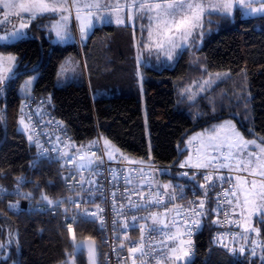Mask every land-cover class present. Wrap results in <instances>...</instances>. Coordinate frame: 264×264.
I'll list each match as a JSON object with an SVG mask.
<instances>
[{
    "label": "trees",
    "instance_id": "16d2710c",
    "mask_svg": "<svg viewBox=\"0 0 264 264\" xmlns=\"http://www.w3.org/2000/svg\"><path fill=\"white\" fill-rule=\"evenodd\" d=\"M53 19L39 16L30 23L28 37L0 43V53L17 59L16 75L0 88V183L6 188L23 179L22 189L33 200L64 195L55 164L39 162L30 168L36 146L18 130L20 104L25 98H44L76 145L94 144L99 134L118 154L159 165L179 164L189 135L229 118L246 139L264 143V15L244 17L239 8L226 18L208 15L200 47L182 51L171 68L141 66L142 89L130 76L129 64L106 55L109 48L121 53L123 62L125 59L122 39L113 37L108 48L100 39L101 30L117 32L114 26L95 28L84 45H58L52 43L46 27ZM70 55L90 62L88 80L56 87L58 69ZM214 72L229 75L194 101L183 94L194 80ZM32 74L37 78L31 97H24L20 86ZM11 200V195L0 199V264H64L74 244L82 240L96 243L101 264L105 250L97 225L81 222L70 233L48 214L14 212ZM213 209L209 199L205 215L199 219L196 251L187 264H261L256 256L236 259L212 243ZM256 226L264 246V217ZM7 233L16 234V241L5 256L2 245ZM75 263L86 264L85 253Z\"/></svg>",
    "mask_w": 264,
    "mask_h": 264
},
{
    "label": "built area",
    "instance_id": "2783aa9c",
    "mask_svg": "<svg viewBox=\"0 0 264 264\" xmlns=\"http://www.w3.org/2000/svg\"><path fill=\"white\" fill-rule=\"evenodd\" d=\"M4 17L0 12V21ZM13 22L9 18L7 24L0 23V31L11 27ZM22 108V117L32 135L31 142L36 146L30 168L32 170L39 162L55 164L64 195L47 197L48 200L61 201L58 205L48 204L47 200L30 198L22 189L23 179L10 189L0 183V199L11 195L10 205L16 207L10 209L14 212L48 214L57 218L66 230L70 227L73 230L81 222L97 225L105 250L101 264H141L142 260L143 264H176L170 252L177 239L188 243L192 256L196 251L195 238L201 228V216L193 215L191 209L195 207L199 210L200 202L205 204L210 199L214 208L212 243L224 247L236 259L257 249L244 234L241 206L239 209L235 206L238 179L245 174L233 168L231 158L223 159L229 155L228 150H212L208 166L200 169L181 168L180 164L159 165L150 160L131 159L109 149L105 152L103 138L99 134L94 144L76 145L44 98H25L20 104V110ZM190 152L196 154L197 143L191 144ZM109 156L113 158L109 159ZM97 157L102 158V164L98 163ZM89 159L93 160V166L80 167ZM221 164L227 166L221 167ZM141 168L144 169L143 177L139 172ZM184 172H188L189 176L181 175ZM193 173L196 174L195 180L190 178ZM204 175H211V182L205 181ZM165 184L172 187L165 190ZM201 184L206 187L201 188ZM17 189L21 195L16 194ZM89 192L94 195H89ZM113 193L116 211L113 210ZM158 196L163 203L139 209L130 206L131 203L154 201ZM97 206L103 212L94 218L91 213L97 211ZM133 215L138 217L136 221L132 220ZM154 216L156 224H153ZM126 224L128 227H125ZM144 224L158 227L161 232L145 233L142 239L140 226ZM165 233L175 239L168 240ZM150 235L157 239H149ZM161 239L169 247L158 243ZM129 247L143 248L146 255L142 257L140 252L130 253ZM153 248L156 251L153 252Z\"/></svg>",
    "mask_w": 264,
    "mask_h": 264
},
{
    "label": "rangeland",
    "instance_id": "374dc122",
    "mask_svg": "<svg viewBox=\"0 0 264 264\" xmlns=\"http://www.w3.org/2000/svg\"><path fill=\"white\" fill-rule=\"evenodd\" d=\"M111 2L113 4L118 3L120 6H123L125 4H129L130 0H111ZM252 7L259 8L260 4L253 3ZM236 8H239L241 10L242 15L244 17H254L259 15H264V13H258L255 15L248 14L246 10L241 9L239 3L236 2V0H233L232 13ZM93 11H95V9H93ZM102 11L103 12L111 11L112 15L108 17V22H104L103 20L97 21L93 19V27L90 30V33H92L94 29L97 27H103L108 25H112L116 27L117 32L115 33H112L111 31L104 29L100 31L99 35H101L100 39L101 41H104L105 46L107 48L112 45L113 37L116 36L115 38L116 40L118 39L123 40L124 48L122 52L124 53L125 56L124 62L119 57L121 53H114L113 51H110L109 48H108L109 54L106 53V55L109 56V59L112 61L120 60L123 65L129 64V67L131 68L130 76L134 81H136V84L140 86V89H142V85L140 81L142 65L146 67H152L158 70H161L164 67L171 68L174 66L178 56L182 51L186 49H190L192 47H200L202 45V37L200 35V29L198 28L195 33V37H196L195 43L186 47L183 50H178V53L173 54V59L169 60L167 59V56L169 54V50L167 48L163 51L157 50L156 47V41L158 39L157 28L155 24L150 25L149 20L147 19L146 16L143 18H136L134 20L128 19V14L130 9L125 8L123 13H119L124 16V21L122 23H117L115 19V15L117 14V9L114 8L111 10H102ZM83 15L85 14L82 13V17ZM9 18L11 17L9 16ZM12 19L14 20L13 22L14 25L8 27L5 30L0 31V36L6 35L11 31L19 29L21 23H28L30 25V23L32 22V21L29 22L27 17H23V19H21L20 17L17 18L12 17ZM56 19H59V17L58 16L55 17L50 23H52V25L55 24ZM68 30L70 31L71 39H68L65 42H58L55 30H51L53 35L51 39L52 43L58 45H65L69 43H74L77 40L76 43L81 45L80 44L81 41L83 42V44L87 42V35L83 39H81L80 22L75 19L74 9L72 10V16L70 19V23L68 25ZM25 31L27 33V29H25ZM150 32H151V36H150ZM26 37H28V33ZM78 39L80 40V42ZM19 40H15V41L9 40L7 42H0V43L10 44ZM89 53L91 54L92 52L89 51ZM0 56L6 58L11 55H4L0 53ZM13 64H15L16 67V63L13 61H8L5 59V61L3 62L5 68L12 66ZM88 67L90 70V62L86 60L85 63L83 57L78 58L73 55L68 56L62 62V64L58 69V73L55 80L56 87H62L70 82H78L81 81L82 79H85L87 81L90 73L88 72L89 71ZM228 75H229L228 72H214L207 74L202 78L194 80L193 83L186 88L183 94L187 96L190 101H194L197 97L202 95L205 92V90L210 89L211 87L216 85L220 80L226 78ZM33 77H35L34 80ZM36 78H37V74H32L22 82L19 90V93L22 96L27 97L32 94V87ZM29 80H32L31 89L29 93H25L22 89L25 86V82ZM95 95L96 94H94V96ZM141 100H142L143 115L145 118L146 115H145V105L143 101V96ZM22 118L23 117L20 116L18 120V130L22 132L28 138V140H30L29 135H31V133L29 131L28 125L25 122V120L23 123H21ZM228 121H231V124L235 126L234 129L231 126L226 125V122ZM237 132L240 134L239 137L235 135V133ZM240 137H243V141L254 140L256 141V145H248L246 149H243L241 151L244 160L243 167H237V165L240 163L238 157L231 158L233 162V168L245 174L244 176L238 179L237 190L235 192V206L237 209H239V205L241 206V212L243 216L242 218L244 221V230L249 233L251 232V234L253 235L252 241L254 242V246L255 247L257 246V249L254 250L255 252L253 251L254 256H256L258 260H260L261 264H264V246L261 243V239L259 237V228L258 226H256V221L264 217V215H262V213H264V176L260 175L261 171H264V153H262L260 150L261 147H264V143H261L256 139H246L236 127L235 121L229 118L217 122L204 130H200L189 135L185 140L184 146L181 148V151L184 152V156L179 164L187 162L188 167L194 166L197 163L207 164L206 161L204 163V156L206 157L209 156L212 150L226 149L229 152L235 151V148H230L229 145L235 144L237 142L243 143V141L240 140ZM192 143H197V152L195 155H193L190 152V146ZM109 145L110 146L108 147V149L111 150V152L118 153V151L110 143ZM257 145L259 147H257ZM249 160L251 162H249ZM70 236L72 235L70 234ZM14 241H16V234L11 236L9 233H7L6 240L3 243L2 248H5L7 252L9 250V247L13 246ZM185 251H188L190 253V250L188 248V243L177 239L175 246L172 248L170 252V256L176 262V264H187L192 261L193 256L190 254L188 258H185L184 257ZM11 264H15V262L13 261L11 262Z\"/></svg>",
    "mask_w": 264,
    "mask_h": 264
},
{
    "label": "snow or ice",
    "instance_id": "6c2138e0",
    "mask_svg": "<svg viewBox=\"0 0 264 264\" xmlns=\"http://www.w3.org/2000/svg\"><path fill=\"white\" fill-rule=\"evenodd\" d=\"M239 3L241 9L247 11L248 14H258L264 13V0H236ZM253 3H259V8L252 7ZM0 6L9 10H16L15 15L19 16L23 19L22 14L28 13V20L31 22L32 20L37 19L38 16H44L50 14L52 18L59 17L56 19L55 24L46 26L49 31L55 30L57 41L65 42L68 39H71L70 31L68 30V25L70 23V19L72 16V10H75V19L80 22V32L81 39H83L88 31H90L93 27V19L97 21L103 20L104 22H108V17L112 15L111 11L103 12L102 10H111L117 9V14L115 15V19L117 23H122L124 21V16L119 14L123 13L125 8L130 9L128 14V19H136L147 17L150 25L155 24L157 28V36L158 39L156 41V47L158 51H163L166 48L169 50V54L167 59H173V54L178 53V50H183L186 47L195 43V33L196 30L200 29V35L203 36V28L202 25L204 23V19L213 13L221 16L222 18H226L232 14L233 8V0H130L129 4H125L120 6L118 3L113 4L111 0H20L19 3L13 2V0H0ZM95 9V11H93ZM82 13L83 15L82 17ZM9 22V14L5 13V17L3 21L0 23L7 24ZM29 26L28 23H21L20 28L14 31L7 33L6 35L0 36V42H7L9 40H19L27 36L25 29ZM151 36V32H150ZM2 46V45H0ZM8 61H16V57L8 56L2 57L0 56V88L6 85V83L11 80L15 75V64L9 66L7 68L4 67L3 62ZM62 74V73H61ZM35 77H33V80ZM32 85V80L26 81L25 86L22 89L25 93H29ZM23 112V108L21 109ZM24 122V119H21V123ZM226 125L233 127L231 121L226 122ZM224 127V126H221ZM199 135V134H198ZM237 137L240 134L235 133ZM30 141L32 140V136L29 135ZM240 140L243 141V137H240ZM105 152H107L109 145L108 140H104ZM248 145H256V141H243V143L237 142L235 144L229 145L230 148H235V151H230L228 156H225L223 159L227 160L232 157H238L240 163L237 167H243L244 160L241 151L246 149ZM39 146V145H38ZM257 147H259L257 145ZM55 150V147H53ZM261 152L264 153V147H261ZM43 154V153H42ZM67 155V154H65ZM113 157L109 156V159ZM84 157H81L83 160ZM98 163L102 164V158H96ZM215 159V157H213ZM249 162H251L249 160ZM135 163V162H134ZM142 163V162H140ZM94 162L92 159H89L86 164L80 165V167H90L93 166ZM188 166L187 162L181 163L180 167L184 168ZM207 164L197 163L194 165L197 169L207 167ZM227 165L221 164V167H225ZM141 176L143 177L144 169H139ZM181 175L189 176L188 172L181 173ZM260 175L264 176V171H261ZM191 179H196V174L193 173L190 177ZM205 181L211 182V175H204ZM91 183V181H89ZM172 187L169 184L163 185L165 190ZM201 188H205L206 185L201 184ZM17 195H21L19 190L17 189ZM89 195H94V193L89 192ZM113 210L116 211L115 207V193H113ZM42 199L47 200L48 204H56L58 205L61 201H52L48 200L46 196H43ZM143 200V197L141 198ZM71 202V201H69ZM163 203L162 198L158 196V198L154 201L148 200L144 203H131L130 206L133 209L139 208H147L151 204H161ZM79 206V205H78ZM11 207H16L15 205H10ZM67 211V210H66ZM193 215L204 216L205 215V204L204 201L200 202L199 210L195 207L191 209ZM214 211V210H213ZM100 212H103V209L97 206V211L92 212V217H97ZM264 215V213H262ZM138 219L137 216L133 215L132 220L136 221ZM145 219V218H139ZM156 218L153 217V224H156ZM135 226V225H133ZM125 227H128L126 224ZM165 228L168 227L167 224L164 225ZM69 232H72V228L70 227ZM142 239L145 233H160L161 229L158 227H152L150 225L144 224L140 226ZM187 232V228L185 229ZM168 240H174L175 237L165 233ZM149 239L156 240L157 237L150 235ZM163 247H169V245L163 240H159ZM83 247L81 244L74 245V251ZM152 251H156L155 248ZM130 253L140 252L143 257L146 255L143 248L129 247ZM190 253L188 251L184 252V257L188 258ZM162 258V257H161ZM143 264V260L141 261Z\"/></svg>",
    "mask_w": 264,
    "mask_h": 264
},
{
    "label": "water",
    "instance_id": "95a60500",
    "mask_svg": "<svg viewBox=\"0 0 264 264\" xmlns=\"http://www.w3.org/2000/svg\"><path fill=\"white\" fill-rule=\"evenodd\" d=\"M76 244H81L83 247L74 251L70 257H68L63 263L64 264H76V258L80 253H85L86 255V264H99L98 260V247L96 243L92 240H82L76 242Z\"/></svg>",
    "mask_w": 264,
    "mask_h": 264
},
{
    "label": "crops",
    "instance_id": "0c3cea01",
    "mask_svg": "<svg viewBox=\"0 0 264 264\" xmlns=\"http://www.w3.org/2000/svg\"><path fill=\"white\" fill-rule=\"evenodd\" d=\"M13 2H15V3H19L20 2V0H13ZM16 11H18V9H16V10H9V9H5V8H3L2 6H0V12L5 16V13H8L9 14V16L12 18H17V17H19V16H17V15H15V12ZM47 15H50V14H47ZM22 16L23 17H27L28 18V16H29V14L28 13H23L22 14ZM51 16V15H50ZM39 17V16H38ZM33 21V20H32ZM14 25V24H13ZM12 25V26H13ZM50 25H52V23H50ZM28 28H29V26H28ZM28 28H27V33H28ZM116 28V27H115ZM50 33H51V39H52V32L51 31H49ZM5 33V32H4ZM125 33V32H124ZM90 31H88V33H87V39H88V37L90 36ZM29 35V34H28ZM129 37H130V35H129ZM130 39V38H129ZM79 40V39H78ZM77 41V40H76ZM76 41L74 42V43H76ZM79 42H80V40H79ZM80 44L81 45H84L83 44V42L81 41L80 42ZM4 55H8V54H4ZM11 56H13V55H11ZM15 57V56H14ZM121 60H122V58H121ZM15 63H16V66H17V59H16V61H15ZM15 69H16V67H15ZM122 69H124V68H122ZM27 97H31V95H29V96H27ZM205 161L207 162V165H208V163H209V161H208V156L206 157V156H204V163H205ZM191 167H194V166H191ZM196 168V167H195ZM244 234H245V236H246V238H248L249 240H251V242H253L252 240H253V235L251 234V232L249 233V232H247V231H245L244 230ZM254 243V242H253ZM255 252V251H254ZM254 252H252V253H250L249 255L250 256H254ZM7 255V252H5V256Z\"/></svg>",
    "mask_w": 264,
    "mask_h": 264
}]
</instances>
